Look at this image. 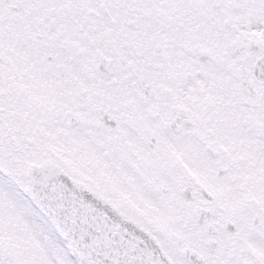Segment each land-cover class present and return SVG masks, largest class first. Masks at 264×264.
<instances>
[{
  "label": "snow or ice",
  "instance_id": "6c2138e0",
  "mask_svg": "<svg viewBox=\"0 0 264 264\" xmlns=\"http://www.w3.org/2000/svg\"><path fill=\"white\" fill-rule=\"evenodd\" d=\"M0 264H264V0H0Z\"/></svg>",
  "mask_w": 264,
  "mask_h": 264
}]
</instances>
